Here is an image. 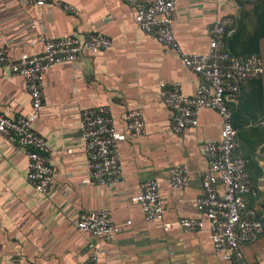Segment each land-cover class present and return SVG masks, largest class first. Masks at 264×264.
I'll list each match as a JSON object with an SVG mask.
<instances>
[{
  "label": "crops",
  "instance_id": "1",
  "mask_svg": "<svg viewBox=\"0 0 264 264\" xmlns=\"http://www.w3.org/2000/svg\"><path fill=\"white\" fill-rule=\"evenodd\" d=\"M59 3L75 11H66ZM135 16V9L120 0H56L41 9L28 6L26 0H0V48L10 56L39 54V35L86 39L98 33L113 43L109 50L85 55L77 64L61 63L47 75L37 128L52 150L49 160L55 182L48 196L36 193L27 181V156L0 138V264H78L88 259L92 243L100 251L99 264H236L215 252L207 227L186 233L178 224L184 218L205 219L196 207L208 167L204 145L221 139L222 119L206 109L198 127L182 135L172 131L171 111L160 96V85L179 84L185 95L193 97L202 80L177 51L141 32ZM223 17L236 20L232 36L242 25L252 40L264 34V0H179L174 32L182 51L208 53V30ZM239 41L240 46L251 42ZM231 104L254 190L246 197L247 209L260 218L264 215V74L244 85ZM99 107L110 108L118 132L126 136L128 113L146 114L147 133L120 144L124 175L114 187L88 183L81 116ZM30 109L24 80L0 75V111L16 118ZM177 165L189 170L183 190L170 183L169 169ZM149 180L159 182L166 201L163 222L146 221L135 201L140 186ZM101 209H109L115 224L123 228L114 242L77 231L80 213ZM166 224L171 229L166 230ZM242 251L248 264H264V236L244 244Z\"/></svg>",
  "mask_w": 264,
  "mask_h": 264
},
{
  "label": "built area",
  "instance_id": "2",
  "mask_svg": "<svg viewBox=\"0 0 264 264\" xmlns=\"http://www.w3.org/2000/svg\"><path fill=\"white\" fill-rule=\"evenodd\" d=\"M120 1L135 9L136 25L141 32L155 38L166 48L177 51L184 65L202 80L193 97L185 95L179 84L160 85V96L171 111L172 131L182 135L187 129L198 127L199 117L206 109L216 111L222 119L221 139L204 145L208 167L202 175L204 193L196 200V207L205 219L184 218L179 221V227L186 233L199 232L207 227L214 250L223 260L248 264L242 246L264 236V215L255 217L247 209L246 197L254 190L247 171L248 160L241 154L239 131L234 126L229 104L237 100L244 85L263 76V58L258 54L239 56L230 50L229 38L237 26L232 17L219 19L208 30V53L190 55L182 51L174 32L179 0ZM240 1L254 3L258 0ZM55 2L26 0L28 6L39 9ZM59 4L66 11H75L71 5ZM38 40L42 51L36 55L25 53L13 57L0 48V75L21 77L31 100L28 114L10 118L0 111V138L27 156V181L36 193L46 197L54 186L55 170L49 160L52 150L37 125L44 107L47 75L61 63L77 64L85 55L109 50L113 43L98 33L86 39L78 36L50 39L39 35ZM127 129V136L118 132L109 107L82 112L81 141L87 157L88 183L114 187L121 182L124 171L120 144L128 137L138 138L147 133L143 110L128 113ZM169 178L173 189L183 190L189 179L188 167H171ZM135 201L140 204L146 221L165 220L168 209L157 180L142 183ZM131 225L129 221L127 226ZM76 228L80 233L91 234L107 243L114 242L123 232V228L115 224L109 209L80 213ZM165 229H171V225L166 224ZM99 260L100 251L92 243L88 259L78 264H99Z\"/></svg>",
  "mask_w": 264,
  "mask_h": 264
},
{
  "label": "trees",
  "instance_id": "3",
  "mask_svg": "<svg viewBox=\"0 0 264 264\" xmlns=\"http://www.w3.org/2000/svg\"><path fill=\"white\" fill-rule=\"evenodd\" d=\"M241 30L240 28L237 29L236 33L229 38V47H230V50L236 54V55H239V56H244V57H247V56H251L253 54H258L260 55L263 59H264V45H263V42H264V34L259 36L257 39L255 38L254 40H251V42L249 43H244L243 46H240L239 45V40H241ZM243 48V51H241V53H238V49L237 48ZM234 106L231 104L229 105V108L230 110L234 109L233 108Z\"/></svg>",
  "mask_w": 264,
  "mask_h": 264
},
{
  "label": "rangeland",
  "instance_id": "4",
  "mask_svg": "<svg viewBox=\"0 0 264 264\" xmlns=\"http://www.w3.org/2000/svg\"><path fill=\"white\" fill-rule=\"evenodd\" d=\"M240 30H241V35H240V37H241V39L243 40V41H251L252 39H253V36H252V38L250 37V34L248 33V31L245 29V27L243 28V25H242V28H240ZM255 36V35H254ZM244 43H247V42H244Z\"/></svg>",
  "mask_w": 264,
  "mask_h": 264
}]
</instances>
